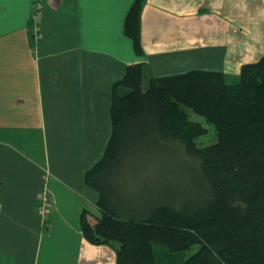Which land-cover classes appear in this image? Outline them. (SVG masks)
I'll return each instance as SVG.
<instances>
[{
    "label": "crops",
    "instance_id": "1",
    "mask_svg": "<svg viewBox=\"0 0 264 264\" xmlns=\"http://www.w3.org/2000/svg\"><path fill=\"white\" fill-rule=\"evenodd\" d=\"M133 2L41 0L35 40V0H0V264H117L81 214H99L86 172L107 147L128 65L218 70L233 83L264 54V0H145L142 51L125 32Z\"/></svg>",
    "mask_w": 264,
    "mask_h": 264
},
{
    "label": "trees",
    "instance_id": "2",
    "mask_svg": "<svg viewBox=\"0 0 264 264\" xmlns=\"http://www.w3.org/2000/svg\"><path fill=\"white\" fill-rule=\"evenodd\" d=\"M144 3L134 0L125 21L140 51ZM191 112L214 126L212 143H199L209 129ZM111 120L86 172L100 193L99 214H81L89 241L115 246L117 264H164L155 245L180 264H264V54L233 83L218 70L153 76L130 64L114 84ZM183 165L196 172L186 196L170 173Z\"/></svg>",
    "mask_w": 264,
    "mask_h": 264
},
{
    "label": "rangeland",
    "instance_id": "3",
    "mask_svg": "<svg viewBox=\"0 0 264 264\" xmlns=\"http://www.w3.org/2000/svg\"><path fill=\"white\" fill-rule=\"evenodd\" d=\"M36 10V7H35ZM190 117L193 120H198L205 124L209 131L208 133L200 136L198 138V141L202 145H207L210 144L214 141L216 137V130L212 124L207 123L206 119L202 115H198L194 112L190 113ZM180 151V150H179ZM180 154V152H179ZM184 164H186V161H183ZM170 173H175L176 176H178L181 179V184H182V189L181 191L183 192L181 195L186 196L188 193H192L195 189L193 188V184H195V179H191L190 176L191 174L193 175V178L196 176L195 169L191 168L189 165H183L180 166L176 169H172ZM173 187V186H172ZM174 189H176V193L179 195V189L178 186H174ZM155 253L157 257L163 262L164 264H180L182 258L178 254H171L169 251L164 246L161 245H155L154 247Z\"/></svg>",
    "mask_w": 264,
    "mask_h": 264
},
{
    "label": "built area",
    "instance_id": "4",
    "mask_svg": "<svg viewBox=\"0 0 264 264\" xmlns=\"http://www.w3.org/2000/svg\"><path fill=\"white\" fill-rule=\"evenodd\" d=\"M35 7H36V11L34 13V15L32 16V19L31 21L35 24L33 25L34 26V29H33V39H37V31L38 29L36 28V24H37V20H38V17H39V14H40V7H41V0H35ZM53 205V200L49 194V191L46 189V188H43L41 193H40V196H39V207H40V210L42 212L43 215H46L51 207Z\"/></svg>",
    "mask_w": 264,
    "mask_h": 264
}]
</instances>
